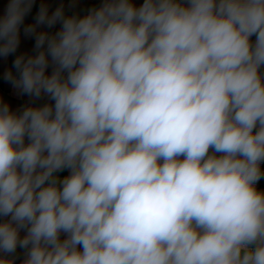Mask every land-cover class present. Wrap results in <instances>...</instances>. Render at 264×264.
<instances>
[{"label":"clouds","instance_id":"9594fccd","mask_svg":"<svg viewBox=\"0 0 264 264\" xmlns=\"http://www.w3.org/2000/svg\"><path fill=\"white\" fill-rule=\"evenodd\" d=\"M75 3L0 15V264H264V0Z\"/></svg>","mask_w":264,"mask_h":264},{"label":"crops","instance_id":"0c3cea01","mask_svg":"<svg viewBox=\"0 0 264 264\" xmlns=\"http://www.w3.org/2000/svg\"><path fill=\"white\" fill-rule=\"evenodd\" d=\"M41 2H46L50 6V10L54 9L58 4L63 3L65 8H68L69 3L71 0H36V4L34 5L32 15L26 18V23L30 22L32 20V16L35 15L36 11L38 10L39 4ZM142 2V0H136V3L139 4ZM8 3V0H0V15L3 14V11ZM96 5L97 2L96 0H76L75 7L69 9L70 12H76L79 13L80 15H84L85 12L88 11L89 7ZM254 39V38H253ZM31 42L29 41H24L21 46V51L26 50L30 48ZM11 58L7 61V64H10ZM6 66L4 63H0V71L3 70V68ZM4 88V82L0 80V89ZM13 103L16 104L17 107L25 105L28 103V98L25 97H16L13 99ZM37 103H42V101L37 102ZM63 175V174H61ZM259 188L264 189V180H261ZM18 251H20L18 249Z\"/></svg>","mask_w":264,"mask_h":264},{"label":"built area","instance_id":"2783aa9c","mask_svg":"<svg viewBox=\"0 0 264 264\" xmlns=\"http://www.w3.org/2000/svg\"><path fill=\"white\" fill-rule=\"evenodd\" d=\"M96 2H97V6H99V4L102 2V0H96ZM84 14H87V12H85ZM262 167H264V165H262ZM262 180H264V179H262ZM260 182H259V185H260ZM259 185H258V187H259Z\"/></svg>","mask_w":264,"mask_h":264}]
</instances>
